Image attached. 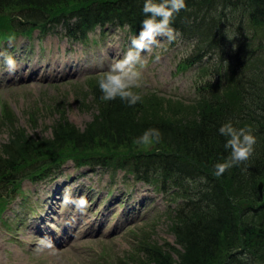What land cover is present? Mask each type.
Segmentation results:
<instances>
[{"label":"trees","instance_id":"1","mask_svg":"<svg viewBox=\"0 0 264 264\" xmlns=\"http://www.w3.org/2000/svg\"><path fill=\"white\" fill-rule=\"evenodd\" d=\"M144 2L0 0L1 38L58 28L72 44L90 45L97 30L137 36ZM185 3L171 26L191 48L181 65L200 70L195 104H160L172 113L156 114L141 89L135 91L142 101L129 107L119 99L102 101L98 80L92 81L98 115L84 129L64 121L52 137L37 139L10 130L0 145V201L21 191L22 181L48 179L68 162L78 170L122 171L124 179L156 183L181 201L172 213L180 249L150 245L142 250L149 264H264V0ZM3 114L13 120L7 110ZM229 119L251 127L257 144L245 165L217 177L214 165L230 154L218 129ZM149 128L160 129L163 138L153 150H142L134 140Z\"/></svg>","mask_w":264,"mask_h":264},{"label":"rangeland","instance_id":"2","mask_svg":"<svg viewBox=\"0 0 264 264\" xmlns=\"http://www.w3.org/2000/svg\"><path fill=\"white\" fill-rule=\"evenodd\" d=\"M11 14L12 11L8 13ZM132 37L125 30H109L106 35L97 30L89 37L90 45H86L72 44L61 28L45 36L35 32L30 38V50L21 60H15L22 77L4 74L1 69L4 59L0 57V145L7 142L12 128L34 139L52 137L53 127L64 121L84 129L98 115L89 83L98 80L114 59L123 58L131 47ZM20 39L15 36L0 41V52L7 53ZM162 41L159 48L143 54L147 62L141 69L139 88L145 98L154 102L144 103L155 107L156 114L171 112L160 104H195L194 88L200 73L197 67L181 65L182 59L190 54L188 44ZM57 58L71 59L73 68L81 69L80 74L50 73ZM31 62V66L40 68L37 81L23 68ZM6 110L13 120L4 116ZM152 146L141 148L150 151ZM123 177L122 171L99 167L78 170L68 162L49 179L38 180L36 184L22 181L19 186L22 192L0 201V264H149L142 250L150 245L156 249L176 246L172 213L181 201L175 200L171 191L161 193L156 183ZM56 187L60 191L54 200ZM66 190L73 198L86 197L87 208L80 211L73 204H63ZM117 195L119 200L113 199ZM112 203L114 209H108ZM82 215L89 223L73 228ZM97 218H102L98 225ZM90 226L92 231L87 232ZM47 231L64 240L63 244L55 242Z\"/></svg>","mask_w":264,"mask_h":264},{"label":"clouds","instance_id":"3","mask_svg":"<svg viewBox=\"0 0 264 264\" xmlns=\"http://www.w3.org/2000/svg\"><path fill=\"white\" fill-rule=\"evenodd\" d=\"M186 8L185 0H145L142 10L145 19L142 21L139 34L131 38V47L123 58L114 59L108 70L101 73L98 79L102 101L119 99L129 107L142 101V95L134 89L141 87V69L147 62V57L143 54H150L154 48H159L163 42L161 38L168 42L177 39L180 34L171 25L175 16ZM0 57H3L8 70L14 72L16 62L12 56L0 52ZM218 131L225 137V150L230 152L223 162L214 165V175L220 177L234 167L245 165L251 159L255 153L257 137L251 127H236L231 119L223 123ZM162 138L160 129L149 128L134 140V144L150 146L161 142ZM62 203L73 204L80 211L88 206L86 197L73 198L67 190Z\"/></svg>","mask_w":264,"mask_h":264},{"label":"bare ground","instance_id":"4","mask_svg":"<svg viewBox=\"0 0 264 264\" xmlns=\"http://www.w3.org/2000/svg\"><path fill=\"white\" fill-rule=\"evenodd\" d=\"M112 52V51H111ZM110 55H112V53H110ZM113 58V57H112ZM74 62V61H73ZM23 67V66H22ZM66 67H69V70H64ZM79 67V66H78ZM23 68H25L26 69V71H27V74L28 75H30L32 78V80H34V81H37V80H39L40 79V75L38 74V71H39V67L38 66H31V65H25ZM80 72H81V69L80 68H78V69H74L73 68V63H72V61H71V59H68V60H66V61H64V60H61L60 58H57L56 60H54V64L52 65V69H51V71H50V73H58V74H61V73H64V74H70L71 76H74V75H77V74H80ZM53 74H48L47 76H53ZM56 76H59V75H56ZM43 188V187H42ZM58 192H59V190H58V188L56 187L55 188V190H54V193H55V195H54V197H53V199L54 200H56L57 199V195H58ZM138 192H140V190H138L137 191V193ZM49 197H52L51 195L49 196ZM48 200H49V198H48ZM54 200H52V201H54ZM146 200V199H145ZM145 200H143L142 201V205H144L145 203H146V201ZM51 202V201H50ZM49 202V203H50ZM145 202V203H144ZM54 204V203H53ZM108 209H114V203H112L110 206H109V208ZM50 210L51 211H53L54 212V208L53 207H50ZM134 210H136V209H134ZM80 218H82V219H80ZM77 222L75 223V225H73V228H75V229H77L80 225H81V223L83 224L84 222H88L89 220L87 219V218H85L83 215L82 216H79L78 218H77V220H76ZM102 222V218H97L96 220H95V223H97V224H100ZM89 223V222H88ZM90 224H91V226H92V224L93 223H91L90 222ZM91 226L88 228V230H87V232H89V231H92L91 229ZM91 228V229H90ZM35 231V230H34ZM99 231V230H98ZM36 232V231H35ZM100 232V231H99ZM98 232V233H99ZM37 233V232H36ZM47 233L50 235V236H52L53 238H54V240H55V242H59L60 244H63L62 243V241H64V240H60L59 238H58V236L57 235H55V234H53V233H49L48 231H47ZM74 234V233H73ZM95 234H96V231H95ZM72 240H73V238H71L70 237V240H69V242L71 243L72 242ZM65 243H66V241H65Z\"/></svg>","mask_w":264,"mask_h":264},{"label":"water","instance_id":"5","mask_svg":"<svg viewBox=\"0 0 264 264\" xmlns=\"http://www.w3.org/2000/svg\"><path fill=\"white\" fill-rule=\"evenodd\" d=\"M259 190L260 192H262V184L259 185ZM261 197H263L262 193H261Z\"/></svg>","mask_w":264,"mask_h":264}]
</instances>
